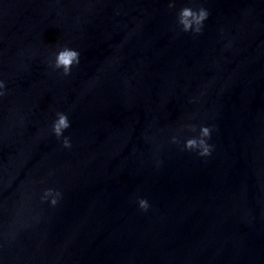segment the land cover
Instances as JSON below:
<instances>
[{"label":"water","instance_id":"95a60500","mask_svg":"<svg viewBox=\"0 0 264 264\" xmlns=\"http://www.w3.org/2000/svg\"><path fill=\"white\" fill-rule=\"evenodd\" d=\"M169 2L0 0V264H264V0Z\"/></svg>","mask_w":264,"mask_h":264},{"label":"clouds","instance_id":"9594fccd","mask_svg":"<svg viewBox=\"0 0 264 264\" xmlns=\"http://www.w3.org/2000/svg\"><path fill=\"white\" fill-rule=\"evenodd\" d=\"M168 7L174 9L176 7L175 0H170ZM209 16L210 11L202 5L198 8L185 6L177 13V25L181 32L199 36L203 33L205 21L208 20ZM80 57L81 53L78 50L64 46L55 54V60L51 64V67L53 70L62 69L64 76H70L73 68L79 66ZM0 89H6V84L3 80H0ZM5 95H7V91H0V97ZM56 116L57 119L53 122L51 131L57 139H62L63 147L70 149L72 147L71 137L64 136L65 131L71 127L69 116L64 112H57ZM185 128L193 133L197 132V126L194 124L185 125L179 131L182 133ZM212 130L209 126H200L198 135L189 137L183 141L182 150L195 152L200 157L211 156L214 146L208 141L211 139ZM172 143L177 145L181 143L179 134L172 137ZM49 198H51V205L56 206L62 198V193L53 188H48L44 191L42 200L48 201ZM137 202L141 210L145 212L149 210L150 204L147 199L139 198Z\"/></svg>","mask_w":264,"mask_h":264}]
</instances>
